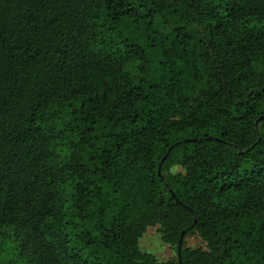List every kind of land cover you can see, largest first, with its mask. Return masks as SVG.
Instances as JSON below:
<instances>
[{
  "label": "trees",
  "instance_id": "16d2710c",
  "mask_svg": "<svg viewBox=\"0 0 264 264\" xmlns=\"http://www.w3.org/2000/svg\"><path fill=\"white\" fill-rule=\"evenodd\" d=\"M0 264H264V0H0Z\"/></svg>",
  "mask_w": 264,
  "mask_h": 264
},
{
  "label": "rangeland",
  "instance_id": "374dc122",
  "mask_svg": "<svg viewBox=\"0 0 264 264\" xmlns=\"http://www.w3.org/2000/svg\"><path fill=\"white\" fill-rule=\"evenodd\" d=\"M173 172H182V168L175 166L172 168ZM185 245L188 247H205L199 236H187L185 238ZM139 247L142 251L151 253L158 262L164 263L176 257L175 249L162 241L158 227H148L139 240Z\"/></svg>",
  "mask_w": 264,
  "mask_h": 264
},
{
  "label": "water",
  "instance_id": "95a60500",
  "mask_svg": "<svg viewBox=\"0 0 264 264\" xmlns=\"http://www.w3.org/2000/svg\"><path fill=\"white\" fill-rule=\"evenodd\" d=\"M186 141V140H185ZM172 146H170L166 152V154L162 157V159L160 160L159 162V166H158V172H160V168H161V165L164 161V159L167 157V154L169 152V150L171 149ZM182 241H183V232L181 233L180 235V238L178 240V244H177V252H178V255H180V249H181V244H182Z\"/></svg>",
  "mask_w": 264,
  "mask_h": 264
}]
</instances>
